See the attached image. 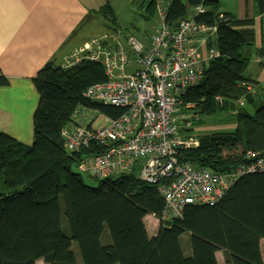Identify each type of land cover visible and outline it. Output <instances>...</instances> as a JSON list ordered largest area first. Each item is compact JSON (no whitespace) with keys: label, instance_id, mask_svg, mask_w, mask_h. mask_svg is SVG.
<instances>
[{"label":"trees","instance_id":"trees-1","mask_svg":"<svg viewBox=\"0 0 264 264\" xmlns=\"http://www.w3.org/2000/svg\"><path fill=\"white\" fill-rule=\"evenodd\" d=\"M131 2L142 19L157 20V0ZM253 2L257 14L263 15L264 0ZM159 4L172 27L201 4L205 11L195 19L216 29L213 44L218 55L208 60L202 78L185 90L178 109L196 120L187 130L198 140L196 146L179 149V162L228 173L255 160L245 157L248 151L264 157V85L246 74L257 40L255 18L221 10V0ZM100 13L111 27V8L105 5ZM254 50L264 56V47ZM106 79L99 62L84 59L63 66L48 61L32 77L39 96L32 142L0 131V264H35L39 259L42 264H217V250L223 251L227 264H264V169L235 177L214 204H188L180 217L163 220L165 200L155 184L139 177L138 169H115L105 176L93 172L94 159L105 155L114 140L90 139L76 149L69 147L63 131L74 130L83 118L97 128L86 110L112 118L122 114L119 107L85 96L89 86ZM7 84L0 75V85ZM256 87L261 103L250 113L240 100ZM229 109L234 129L194 132L202 115ZM229 141L242 144L244 156H224ZM73 164L96 184L86 183ZM147 214L159 220L151 237L144 224Z\"/></svg>","mask_w":264,"mask_h":264},{"label":"built area","instance_id":"built-area-1","mask_svg":"<svg viewBox=\"0 0 264 264\" xmlns=\"http://www.w3.org/2000/svg\"><path fill=\"white\" fill-rule=\"evenodd\" d=\"M204 11L200 4L172 27L159 6L158 20L146 36L113 29L74 47L61 63L99 62L107 79L89 86L85 96L122 109L116 118L98 113L104 122L96 129L83 118L74 130L63 131L69 147L76 149L90 139L114 140L105 155L94 159L93 172L105 176L115 169H138L139 177L155 184L165 200L163 220L180 217L188 204H214L235 177L264 169V157L251 151L245 157L254 156V161L228 173L195 168L177 158L180 148L198 144L188 134L196 120L178 110L184 92L202 78L208 60L218 55L213 44L216 29L194 17Z\"/></svg>","mask_w":264,"mask_h":264},{"label":"crops","instance_id":"crops-1","mask_svg":"<svg viewBox=\"0 0 264 264\" xmlns=\"http://www.w3.org/2000/svg\"><path fill=\"white\" fill-rule=\"evenodd\" d=\"M126 1L131 2V0H0V75L8 80L7 85H0V131L20 142L26 144L32 142V116L39 98L32 77L48 61L60 64L75 46L83 44L93 36H100L122 26L117 19V8ZM239 2L243 7L241 10L243 15L230 12L237 17L250 16L256 20L257 40L251 49L246 74L259 85H264V56L256 54L254 50L264 47V14H257L253 0ZM159 3L160 0H157L156 15L158 7L161 6ZM105 5L111 8L115 17L111 27L100 13ZM93 20L101 21L102 25L98 29H93L97 34L90 35ZM157 20L150 23L149 29H142L138 33L140 37L151 32V26ZM122 27L131 33L130 29ZM260 92L257 87L252 88L249 95H252L251 97L255 95V99L258 100ZM95 118L96 121L98 116ZM144 224L149 237L157 233L159 220L153 214L144 217ZM75 254L78 258L76 247ZM215 257L217 264H227L222 250H217ZM35 264H42V260H37Z\"/></svg>","mask_w":264,"mask_h":264},{"label":"rangeland","instance_id":"rangeland-1","mask_svg":"<svg viewBox=\"0 0 264 264\" xmlns=\"http://www.w3.org/2000/svg\"><path fill=\"white\" fill-rule=\"evenodd\" d=\"M161 1V0H160ZM186 1V0H184ZM250 5V4H249ZM242 5L239 2V0H221V6L220 9L221 10H229V11H233L234 13L238 14V15H243L241 10H242ZM117 19L120 23V25L127 27L128 29H130L131 33L134 35L139 36V32L144 29L147 28L149 29V26L151 25L150 22L144 21L143 19H141V17L139 16L136 6L134 4H132L131 2H123V4H121L119 6V8H117ZM91 32L90 35L92 34H97L96 31H93V29H98L99 27H101L102 22L101 21H97V20H93L91 21ZM99 23V24H98ZM122 26H119L118 28H121L124 30V28ZM125 31V30H124ZM86 42V41H85ZM79 46V45H78ZM77 47V46H75ZM70 53V52H69ZM63 62V60H61L60 64ZM252 95H249L248 97L243 98L242 102H245V106L244 109L247 110L248 112L252 113L254 112V110L259 106V104L261 103V101L255 99V95H253V97H251ZM254 99V100H252ZM236 108H238L236 106ZM88 113H90V115H92L93 117L98 116V113L93 111V110H89L87 111ZM86 112V113H87ZM202 117V122H199V124H197L196 129H194V132L197 134H205V133H210V132H214V131H225V130H232L235 128L236 126V120L232 115V110H223V111H218V112H214V113H207L201 116ZM103 120H100V117L97 118L96 123L94 124L95 127H100L102 125ZM224 150V156L226 154H229L231 157H241L242 154H244V148L242 146V144H238L235 141H229L225 144V146H223ZM72 169L76 172L81 173L84 181L90 185H95L96 181L95 179H93L90 174L88 172L85 171H81L78 167L77 164H73L72 165ZM148 220V218H147ZM261 245V250L263 252V257H264V239H261L260 242Z\"/></svg>","mask_w":264,"mask_h":264}]
</instances>
